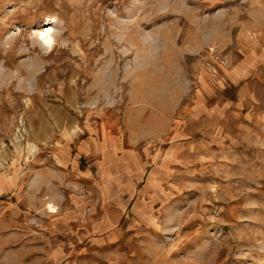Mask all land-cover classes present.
Returning a JSON list of instances; mask_svg holds the SVG:
<instances>
[{
	"label": "rangeland",
	"instance_id": "374dc122",
	"mask_svg": "<svg viewBox=\"0 0 264 264\" xmlns=\"http://www.w3.org/2000/svg\"><path fill=\"white\" fill-rule=\"evenodd\" d=\"M0 264H264V0H0Z\"/></svg>",
	"mask_w": 264,
	"mask_h": 264
},
{
	"label": "bare ground",
	"instance_id": "6f19581e",
	"mask_svg": "<svg viewBox=\"0 0 264 264\" xmlns=\"http://www.w3.org/2000/svg\"><path fill=\"white\" fill-rule=\"evenodd\" d=\"M50 22V21H49ZM48 22V24L45 26V30L41 31L39 33V38L41 40V42L43 43V45L47 48V49H51L53 47L54 44V38L52 36L53 33V27L50 25V23ZM48 211L50 213H56V207L54 205L49 204L48 206Z\"/></svg>",
	"mask_w": 264,
	"mask_h": 264
}]
</instances>
